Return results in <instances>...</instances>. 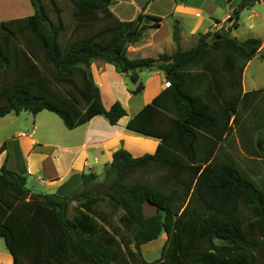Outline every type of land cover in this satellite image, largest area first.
I'll return each instance as SVG.
<instances>
[{
  "label": "trees",
  "instance_id": "16d2710c",
  "mask_svg": "<svg viewBox=\"0 0 264 264\" xmlns=\"http://www.w3.org/2000/svg\"><path fill=\"white\" fill-rule=\"evenodd\" d=\"M70 1L73 28L65 42L67 27L54 0L57 25L39 0H32L33 15L0 22V118L47 110L68 130L97 115L116 125L126 110L118 101L103 106L88 70L100 60L137 84L132 94L143 89L139 70L165 75L169 85L126 124L159 144L153 154L138 157L118 149L104 169L113 176L106 188L93 183L96 174H83L81 188L64 196L31 195L25 178L2 165L0 238L12 264H257L258 255L264 260V185L227 155L219 156L243 111L264 100L263 88L242 89L260 40L239 41L228 33L237 28L240 12L259 0H240L226 32L200 34L195 47L156 57H129L127 48L141 44L146 30L159 28V19L140 14L121 21L109 0ZM172 40L179 41L177 21ZM253 124L263 127V117ZM255 145L253 160L264 153V138ZM4 148L3 143L0 152ZM145 202L155 214L144 216ZM163 232L160 257L145 261L141 246Z\"/></svg>",
  "mask_w": 264,
  "mask_h": 264
},
{
  "label": "crops",
  "instance_id": "0c3cea01",
  "mask_svg": "<svg viewBox=\"0 0 264 264\" xmlns=\"http://www.w3.org/2000/svg\"><path fill=\"white\" fill-rule=\"evenodd\" d=\"M109 1L110 11L121 21L135 20L140 14L159 19V28L148 29L146 34L154 36L165 28V39L170 46L167 53H173L177 47L181 50L194 47L200 34L226 32L228 24H232V22L227 23L228 17L240 0ZM255 5L261 6L264 12V0H259ZM254 6L242 10L239 19L242 13H247L246 18L250 21L248 29L253 31L251 35L255 36L251 38H258L261 42L260 46L263 45L264 48V13H259ZM36 10L37 7L33 5L32 0H0V22L30 16ZM239 19L237 28L228 32L236 39V32L240 27ZM175 21L179 29L177 44L172 40ZM259 28L263 29V34L258 33ZM146 38L137 46H129L127 54L147 57L144 51L151 48L152 43L147 42ZM187 43L189 47L185 46ZM164 52L166 51L157 52L158 54L152 57ZM253 59H256V56L250 61ZM88 70L99 88L101 102L106 109L115 101L123 104L126 115L116 125H110L103 115H97L85 124L68 130L64 124L62 125L61 119L58 121L49 115L54 113L47 110L35 115L22 111L17 115L7 114L0 118L3 125L0 129V147L5 144L4 150L0 152V168L5 165L7 169L22 175L31 195H68L81 186L83 174H96L94 172L96 167H102L103 173L112 160V154L118 149L124 148L133 157H138L146 153L153 154L159 144L155 138L128 130L126 124L166 88L163 86L168 82L165 75L155 69L139 70L138 83L143 85V89L138 94H132L131 91L135 88L128 89L123 81V78L128 76L113 64L94 60ZM244 72L243 92L262 89L258 86L254 87L253 83L244 88ZM144 76L146 78H143ZM136 85L134 84V87ZM138 96H141V100L134 98ZM129 101H133L131 110L127 106ZM12 263V256L0 238V264Z\"/></svg>",
  "mask_w": 264,
  "mask_h": 264
},
{
  "label": "rangeland",
  "instance_id": "374dc122",
  "mask_svg": "<svg viewBox=\"0 0 264 264\" xmlns=\"http://www.w3.org/2000/svg\"><path fill=\"white\" fill-rule=\"evenodd\" d=\"M39 1L43 5L50 19L57 25V14H56L54 5L52 4L51 0H39ZM54 1L56 5L61 9L60 15H61V18L65 26L67 27L65 31V35L61 36L62 38L61 41L65 42L66 38L70 34L71 29L73 28V19L71 15L72 10H73V4L70 0H54ZM254 7H256V10L259 13H264L261 6L255 5ZM234 8H236V6ZM246 17H247L246 12L240 15V19H239L240 27L236 32L237 39L239 41H243L244 39H247L251 36L255 37L254 35H251V33H254V32L248 29V24L250 21H248ZM257 31L259 34H263L262 28H259V30ZM146 35H147L146 36L147 42L152 43L151 44L152 47L148 48L147 51L146 50L144 51V53L146 52L148 56L152 57V56L157 55L158 54L157 52H163V51L168 52V50H170V46L167 40L165 39L166 37L165 28L161 29L159 32L154 34V36H150L149 33H147ZM188 44L189 43H187V45L185 46L189 47L190 45ZM260 48H263V45H261ZM131 54L132 53L130 54L128 53V56L131 57L134 55V54L132 55ZM260 54L262 53H259L258 51L256 55V59H253L252 61H250L246 67V70L244 72V83H243L245 86L244 88H247V85H251V83H253L254 87L258 86V88L264 89V59L260 57ZM143 78H146V77L144 76ZM123 81L126 84L128 89L135 88L134 84L129 80V77L123 78ZM147 95L148 93L144 95V99L146 98ZM134 98L141 100V96L134 97ZM132 103L133 101H129L127 103L128 104L127 106H129L130 110H131ZM120 104L123 105L122 103ZM252 107H253L252 110L243 111L242 121L240 125H238V127L237 125L234 126L230 134L224 140L221 146V150L219 152V156L227 155V157H229L230 159H232L233 161L237 163V165L242 171L250 172L251 177L257 182V184L264 185V153L259 151L260 156L259 157L256 156L254 160L252 156L250 155V153H253L254 149H256V145H255L256 139L258 137L264 138V126L259 129H255L254 124H253V122H256L257 119H259V116L263 117V120H264V100L262 99L258 100ZM254 112L255 114H252ZM49 115H51L58 121H61L60 118L56 116L55 114L50 113ZM2 126H3L2 122H0V129ZM94 172L97 174V177L93 181V183L94 184L97 183L104 188H106L109 182L113 179V176L106 177L104 175V172L102 173V167L100 168L96 167ZM73 205H75L74 202H71L69 204L70 207ZM142 209H143L144 216H151L155 214V208L146 202L143 204ZM165 238H166V235L163 232L157 239L142 245L140 248L142 258L147 262H151V261L158 259L161 255V251H162V247L165 242Z\"/></svg>",
  "mask_w": 264,
  "mask_h": 264
},
{
  "label": "water",
  "instance_id": "95a60500",
  "mask_svg": "<svg viewBox=\"0 0 264 264\" xmlns=\"http://www.w3.org/2000/svg\"><path fill=\"white\" fill-rule=\"evenodd\" d=\"M213 42V40H211L210 42H209V44H211ZM259 53H262V54H264V48H260L259 49ZM30 199L32 198V196H30L29 197ZM257 264H264V262H263V259H262V256L261 255H258V258H257Z\"/></svg>",
  "mask_w": 264,
  "mask_h": 264
},
{
  "label": "built area",
  "instance_id": "2783aa9c",
  "mask_svg": "<svg viewBox=\"0 0 264 264\" xmlns=\"http://www.w3.org/2000/svg\"><path fill=\"white\" fill-rule=\"evenodd\" d=\"M228 18H229V17H228ZM168 85H169L168 82H165V83L163 84L164 87H167Z\"/></svg>",
  "mask_w": 264,
  "mask_h": 264
}]
</instances>
